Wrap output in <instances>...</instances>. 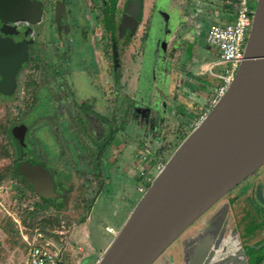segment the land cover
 <instances>
[{
	"label": "rangeland",
	"instance_id": "374dc122",
	"mask_svg": "<svg viewBox=\"0 0 264 264\" xmlns=\"http://www.w3.org/2000/svg\"><path fill=\"white\" fill-rule=\"evenodd\" d=\"M71 1L75 7L77 5L80 8V15L85 22L78 23L74 16L76 11L71 13L69 21L71 33L68 37L70 44H73L72 40H75L77 35L81 38L82 30L88 33L89 43L94 44V48L89 47L90 50H85L90 59L95 57L94 68L101 67V63L96 65L98 61L102 60V65H106L107 56L110 59L109 84L101 88L93 87L94 94L101 97L102 89L105 88L106 92L110 86L109 92L105 93L109 95L107 108L109 118H113L114 100H117L119 107L124 101L123 98L139 99L141 73L153 63L154 85L151 87L148 100L141 97L139 104L141 109L149 113L150 110L147 108H152L159 97L162 98L163 102L160 104L158 102L159 108L165 106L162 129L160 134L151 137L149 128L142 130L141 127L130 124L125 133H116V138L107 145L102 156L98 152V147L104 142L94 141L99 136H95L91 142L84 140L89 150L83 152L84 149L77 144V138H81V134L71 130L64 118L73 116L74 111L69 109L70 103L60 104L57 98L51 107L47 105L43 108L45 104L39 103V95L36 94L40 87L38 64L41 63V68L47 66L49 70L55 68L54 54L49 60L33 59L31 63L22 67L23 69L17 73L14 95L6 97L0 95V185L4 189V194L0 197V264H24L27 243H31L35 238L39 240L41 236V242L48 243L52 250L58 252L62 262L96 264L111 244L109 242L113 235L109 230L116 231V234L121 230L146 192L141 195L137 191L142 181L138 173L134 171L126 174L124 170L129 164H135L139 158L138 153L149 146L151 149L142 166L145 173L155 178L183 140L195 129L199 120L196 119L198 116L196 107L201 109L207 106L209 99L214 96L220 81L213 74H224L229 68L228 64L219 62L218 50L206 43V36L212 25H224L234 20V15L231 19L222 14L217 16L213 14V5L219 4L218 0H207L209 3L204 7L199 3L200 0H116L115 8L108 9L105 15L109 25L102 21L100 0ZM249 6L254 12L256 2L250 3ZM45 14L49 15L47 9ZM31 37L35 44L39 42L40 35L36 32L31 34ZM102 45L108 50L104 56L100 51ZM34 46L35 50H39L38 45ZM85 63L87 62L83 60L82 64ZM46 82H54V76H48ZM114 91L119 93L114 94ZM62 105L64 106L60 107ZM99 111L103 114L102 108H99ZM90 120L91 130L99 129L101 133V121L94 118ZM188 121L189 134L182 140V132L176 129L181 123L185 125L184 122ZM44 122L50 127L51 132L56 133L55 145L58 138L61 152L56 149L53 150L54 155H49L48 148L51 145L47 149V146L38 145L39 139L40 143L44 141L50 144L54 141L51 135L48 140L40 137V129L37 128ZM74 122L81 127L80 119L78 122L75 119ZM108 126L109 132H113L114 127ZM106 128L104 125L105 134ZM26 129L29 134L26 142L25 136L22 142L17 133ZM145 132H148V136ZM149 138L153 139L150 141L151 145L144 143L149 141ZM164 148L168 151L164 152L154 165L155 153L163 152ZM88 152L92 153L90 163L86 158ZM43 153L48 154L45 160ZM26 159L41 161L50 169L56 189L63 192L57 193L58 196L53 200L55 202L38 195L15 173L18 161ZM102 165H105L102 176L107 182L106 186L101 187L96 185L99 181L95 179L97 171H102ZM89 180L92 185L88 183ZM247 181L237 187L229 197H239L236 192L241 189L249 191L251 186L246 183ZM250 193L251 191L249 195ZM62 205L66 207L61 209L59 206ZM215 209L213 207L207 213ZM207 217L203 215L194 222L154 264H188L187 256L184 257L188 242L186 239L200 229ZM232 232L230 236L233 234L238 240L237 232ZM227 236L225 241L229 238V235ZM218 241L217 239L213 243ZM224 244L222 247L226 248L217 249L219 253L214 255V259L220 262L216 264H256L254 262L256 256L252 258L249 255V250L254 245L251 240L246 245L238 242L235 245Z\"/></svg>",
	"mask_w": 264,
	"mask_h": 264
},
{
	"label": "water",
	"instance_id": "95a60500",
	"mask_svg": "<svg viewBox=\"0 0 264 264\" xmlns=\"http://www.w3.org/2000/svg\"><path fill=\"white\" fill-rule=\"evenodd\" d=\"M25 1L0 0V19L21 16ZM27 60L23 44L0 37L1 95L14 93L17 73ZM153 66L140 76L146 100L154 85ZM17 136L23 142L24 130ZM263 166L264 0H257L244 59L225 95L171 155L97 264H154L194 222ZM16 173L41 197L53 201L58 196L41 165L24 161ZM203 244L197 243L188 264L210 261Z\"/></svg>",
	"mask_w": 264,
	"mask_h": 264
},
{
	"label": "flooded vegetation",
	"instance_id": "af4514ba",
	"mask_svg": "<svg viewBox=\"0 0 264 264\" xmlns=\"http://www.w3.org/2000/svg\"><path fill=\"white\" fill-rule=\"evenodd\" d=\"M115 1L116 0H109L107 2V0H100V3H101L100 15L103 17L102 21H104L105 23H107L106 22L107 17H105V15L108 13V9L115 8ZM46 9L49 11V15L45 14ZM22 10H23L22 11L23 13L21 16H18V15L16 17L14 16L13 17L14 19L10 21L4 22L0 19V37L2 40H12L14 43H20L26 47L27 55H28V60L26 64L31 63L33 59L41 60V58H44L46 60H49L54 54L53 61L55 60L56 62V63L54 62L55 68L52 67L49 70L47 66H44L41 68L40 67L41 63L38 64L39 65L38 68L42 69V70L40 69L38 70V73L40 74L39 75L40 87H38L39 89H37L38 91L36 92V94L39 95V103L45 104V106L43 105V108L47 107V105L51 107V105L55 103V100L57 98L60 104L63 102L70 103V104L68 103L70 105L69 109L70 110L72 109L74 111L72 113L73 116H70L69 118L68 116H66L64 118H66V124L69 125V128L71 130L76 131L81 134V138L80 137L77 138V144L81 148L83 147L79 143L80 140H83V141L86 140L90 142L92 141V139H94L95 136H99L97 137L98 139L100 137L103 138V135L105 134V132H103L104 125L107 126L106 131L107 133H109L108 125H110V120H111L108 116V110H107L108 103H109L108 102L109 95L105 94L106 92H109L108 91L109 89H107L106 92H105V88H103L102 91L100 90L102 94L100 95L101 97H99L94 94L93 89H88L86 86L87 89L85 88V91H84L83 89H80L78 87L79 85L77 86V84L75 85V83H71L69 80L70 75H71V70L68 68L69 60L71 58V54L75 52L76 50V48H74L75 46L72 45V43L70 44V40L68 39L71 33V27L69 26V21L72 16L71 13L73 11H76L74 15L75 20H77L78 23L84 24L85 21L80 15V8L77 5L75 7L71 0H26L25 3L23 4ZM46 16L49 19L46 18ZM106 25H109V23H107ZM105 30H107V27H105ZM80 31H81L80 32L81 38L80 36L77 35L75 40H80V48H83V47H86V45L88 44L89 37H88V33L86 34L82 30ZM35 32L38 35H40V38H38L39 42L37 44L33 42V38L31 37V34ZM75 40H72V41L74 42ZM34 45H38L39 50H35ZM46 46L48 47V49H46ZM51 49H53V52H51ZM100 51L103 54V56L106 55L105 53H108V50L104 49L103 45L100 48ZM35 54H36V58H35ZM107 60H108L107 63L109 64L110 59L108 56H107ZM25 65H23V68ZM48 76H54V82L47 83L46 79ZM17 79L18 77H16V80ZM90 85L92 88L94 86L95 87L97 86L93 83H91ZM99 87L101 88V86H97V88ZM141 93L139 94V99L130 98L135 102L134 106H135V109L137 110L136 113H139L138 122L137 123L131 122L130 124L135 125L137 127H141L142 130L143 129L146 130L147 128H149V134L151 137H153L157 134H160L161 132L162 115H163L165 106L164 108H159L158 104H156L153 106V109H151L150 107L147 108L150 110L149 113L144 111V109L140 108L141 105L139 104L140 102L139 100L141 99ZM13 95L14 93L11 96ZM102 98H104L105 100H102ZM157 101L159 102V104L163 102L162 98L160 97ZM63 106L64 105L60 107H63ZM85 107L90 108V111L85 112L84 111ZM99 108H102L103 114L100 113ZM79 113H81L84 118L83 119L84 121L81 123L82 124L81 127H83L82 129L78 128V125H76L74 122L75 119L77 120ZM147 116L149 117L151 116V118L146 122ZM91 118L101 121V125H102L101 133H99V129L91 130V127H90V124H92L90 120ZM71 123H73V127L71 126ZM60 124L62 128V120L60 121ZM61 128L56 127V129H61ZM37 129H40L39 130V133L41 134L40 137L43 138V140H48L50 138V135L54 137L53 143L49 144V142H44V141L43 143H40V139H39L38 145L47 146L46 149L51 145V147L48 148L49 155H54L55 151L53 152V150H56V149L59 152H61L60 150L61 145H60L58 138H56V145H55L54 135H56V133L51 132L50 127L47 126V123L44 122V124H42V126H40V128H37ZM83 131H87L88 132L86 133L87 135H84ZM125 132H126V129L120 133H125ZM24 133H25L24 136H25V142H26L27 136L29 134L28 129L24 130ZM149 139H150L149 141L147 142L145 141L144 143L150 144V141L153 139L151 138ZM139 144H140V141H139ZM24 145L27 146L26 143ZM13 146H14V143H13ZM86 148L88 151L89 148L87 146ZM82 151L85 152V150H82ZM15 152L17 151L15 150ZM22 154L23 152L21 153V155ZM48 154L43 153L44 160L48 156ZM86 154H87L86 157L92 155L91 152H88ZM24 161H28L33 164H39L42 167H44L51 176V179L54 185V192L55 193L61 192L60 190L56 189V184L51 174V171L45 163H42L41 161L31 160V159H28V160L26 159ZM101 162L103 163L102 157H101ZM135 164L131 163L127 166V169L124 170L126 171V174L130 172H134L133 167L135 166ZM104 167L105 165L101 166V169H102L101 173L104 172L103 171ZM100 178L105 181V183L102 186H106L107 180L104 179L103 176L100 177V175L97 174V177L95 180L98 181ZM248 179L249 178H247L243 182L245 183V181H247ZM251 179H249L246 182L250 184L251 186L249 190L251 191L250 195H249L248 190L241 189L238 192H236V194H238L239 197L237 198L229 197L232 193H234L233 191H235L237 187H239L243 183L242 182L241 184H239L236 188L230 191L226 196H224L220 201H218L213 206L216 208L215 210H213L212 212L208 214L207 212H209L210 210L209 209L204 214V216L207 215L208 217L202 223L200 229L194 231L193 235L189 237L188 239H186V241L188 242H187V247L185 248L184 257L187 256L188 263L193 257L194 250L196 248L197 243H202V244L204 243L203 245H204V248L207 254L206 258H210V261L206 264L220 263L218 262L217 259H214V255L215 253L217 254L219 253L217 249L218 250L225 249L222 247V239L227 233V231H229V233L232 231L229 229V222H227L229 220L228 214H229V211L232 210V207L240 205L241 208L238 209V212L240 211V213H242V218H245V220L246 219L249 220V218L252 219V217H255V218L260 217L256 219L259 220V224H262L261 226L264 227V223H263L264 222V166L258 169L253 174ZM88 183L91 184L90 180ZM96 185L100 186V182L98 184L96 183ZM259 194L261 195V197H259ZM242 200H244V202H242ZM51 202H55V201H51ZM212 239H215L213 242H215L217 239L219 241L214 244L213 242L212 243L210 242V240ZM249 255L252 256V258L253 256H256L254 259L256 260L257 257L264 255V251L258 249V250H254L251 252V250H249ZM250 256L247 257V259L250 258ZM251 260H248V261L250 262Z\"/></svg>",
	"mask_w": 264,
	"mask_h": 264
},
{
	"label": "built area",
	"instance_id": "2783aa9c",
	"mask_svg": "<svg viewBox=\"0 0 264 264\" xmlns=\"http://www.w3.org/2000/svg\"><path fill=\"white\" fill-rule=\"evenodd\" d=\"M256 1L238 0L234 6L235 13L233 22L224 25H212L208 30L206 36L207 45L218 50L219 62L228 64L229 68L224 74H213L221 81V84L218 86L214 96L210 99L209 108L200 115L195 128L202 123L210 109L225 95L228 87L234 80L235 74L244 59V50L251 28L253 12L249 5ZM149 149V146H147L143 151L138 153L139 156L137 157L139 158L133 167L134 171L142 179L137 187L139 193H144L146 187L150 186L155 179L149 176L148 173H145L142 166L149 154ZM3 194L4 189L0 185V197ZM109 232L115 236L117 235L114 230ZM37 239L35 238L31 243H27L28 250L24 264H67L61 261L59 253L52 250L48 243L43 244L41 242L42 236L39 240Z\"/></svg>",
	"mask_w": 264,
	"mask_h": 264
},
{
	"label": "crops",
	"instance_id": "0c3cea01",
	"mask_svg": "<svg viewBox=\"0 0 264 264\" xmlns=\"http://www.w3.org/2000/svg\"><path fill=\"white\" fill-rule=\"evenodd\" d=\"M237 1L238 0H218L219 4L216 3L213 5L214 6L213 14L215 16L222 14L225 17H231V19H233L232 15H234L235 13L234 6L236 5ZM199 3L203 4V7H204L205 5H207L206 3H209V2L207 0H200ZM111 41L115 42V40H111ZM72 45L75 46L74 48H76V50L75 52L71 54V58L69 60L68 68L71 70V75L69 78L70 82L75 83V85L77 84V86L79 85L78 87L80 89H83L84 91H85L86 86L88 89H93L94 91V88H92L90 85L91 83L97 86L103 85L102 87H104L105 84L106 85L109 84L108 83V80L110 78L109 77L110 76L109 64L106 63V65H102L103 61L101 60V61H98V63L96 64V65H99V63H101L100 64L101 67L94 68L95 57L94 58L92 57L93 60H91L92 58L90 59L88 56V53L85 51L86 49L90 50L89 47L92 48L94 44L92 42L90 43L88 42L86 47L82 46L83 48H80V40H75ZM113 45H115V43ZM83 60L87 63L82 64ZM107 64H108V68H107ZM107 88L109 89L110 86H108ZM115 93H119V92L114 91V94ZM240 208H241L240 205L232 207V210H230L228 214L229 220L227 221L229 222V229L237 232L238 240H236L233 234H231L230 236L229 231H227V233L226 232L225 233L229 235V238L227 241H225V237H228V236L226 235L224 237V241H222V246L224 243L225 244L234 243L235 245V243L237 244V242L239 244L246 245L247 242L251 240V243H254V245L252 246L251 252L254 250H258V249L263 250L264 248L263 247L264 246V227L261 226L262 224H259V220L256 219L257 217L256 218L252 217V219L249 218V220L248 219L245 220V218H242V213H240V211L238 212V209ZM114 232L116 234V231ZM112 235H113V238L111 241H113V239L115 238V235L114 234ZM111 241L109 243H111ZM223 248H226V247H223ZM256 264H264V255L257 257Z\"/></svg>",
	"mask_w": 264,
	"mask_h": 264
},
{
	"label": "trees",
	"instance_id": "16d2710c",
	"mask_svg": "<svg viewBox=\"0 0 264 264\" xmlns=\"http://www.w3.org/2000/svg\"><path fill=\"white\" fill-rule=\"evenodd\" d=\"M146 39H148V37H146ZM147 42V40H146ZM220 81V80H219ZM221 84V81L219 82V85ZM218 87V86H217ZM216 90L217 88L215 89L214 91V94L216 93ZM118 94V93H116ZM123 102L120 104V106L118 107V104H117V100H114L113 104H114V109H113V118L110 120V125H112L114 128H113V132H109L107 134H104L103 135V138H99V139H96L94 141H96V143H100V141H103L104 144L99 146L98 147V152L100 153V155L102 156V152L106 149L107 145L110 144L115 138H116V133H119V132H123L126 127L131 123V122H135L137 123L138 122V118H139V113H136L137 110L135 109V102L130 99V98H123ZM209 108V103L207 106H203L201 109L199 107H196V110H197V117L196 119L199 118L200 115H202L207 109ZM85 112L87 111H90V108L88 107H85L84 108ZM151 117L147 116L146 117V122L150 119ZM195 118V117H194ZM80 119V123H82L84 120L83 116L81 113H79L78 117H77V122L79 121ZM185 125H179L177 127L176 130H180L182 132V140L189 134V131H187L188 127H189V124H190V121H188L187 123L184 122ZM188 124V125H187ZM71 126L73 127V123H71ZM187 126V128H186ZM79 128V126H78ZM81 129L83 127H80ZM185 132V133H184ZM84 135H87L86 133H88L87 131H83ZM167 136V132L165 134V137ZM93 141V139H92ZM91 142V141H90ZM80 145H82V147L84 148L85 151H87V148H86V144H85V141L83 140H80L79 141ZM144 144V143H143ZM141 144V145H143ZM145 145V144H144ZM168 150L166 148L163 149V152L162 151H157L155 153V162H154V165L155 163H157V161L159 159H161V156L164 155V152H167ZM19 155V154H18ZM99 155V157H100ZM88 158L89 160V163L90 161L92 160V156H88L86 157ZM101 158V157H100ZM98 159V158H97ZM96 160V158H95ZM23 162V161H21ZM18 161L17 163V166L21 163ZM16 166V168H17ZM15 173H16V170H15ZM97 173L100 175V177H102V173L99 171H97ZM17 174V173H16ZM20 177V176H19ZM21 178V177H20ZM100 182V186H102L105 181L103 179H99L98 180ZM94 183V182H93ZM92 185V184H91ZM94 185V184H93ZM149 186L146 187V190ZM139 194H143V193H139ZM61 209H63L64 207H66L65 205H62V206H59ZM260 252V251H259Z\"/></svg>",
	"mask_w": 264,
	"mask_h": 264
},
{
	"label": "bare ground",
	"instance_id": "6f19581e",
	"mask_svg": "<svg viewBox=\"0 0 264 264\" xmlns=\"http://www.w3.org/2000/svg\"><path fill=\"white\" fill-rule=\"evenodd\" d=\"M110 231V230H109Z\"/></svg>",
	"mask_w": 264,
	"mask_h": 264
}]
</instances>
